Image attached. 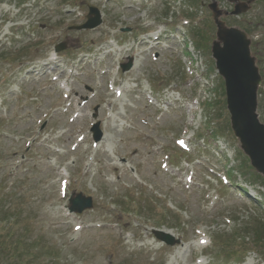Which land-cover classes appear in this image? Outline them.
I'll list each match as a JSON object with an SVG mask.
<instances>
[{
	"label": "rangeland",
	"instance_id": "rangeland-1",
	"mask_svg": "<svg viewBox=\"0 0 264 264\" xmlns=\"http://www.w3.org/2000/svg\"><path fill=\"white\" fill-rule=\"evenodd\" d=\"M17 1L0 0V188L8 180V196H0V264L220 263L221 238L230 241L235 227L264 210V185L244 180L251 168L230 131L211 57L210 0H65L57 9L45 0L18 8ZM217 2L230 12L225 0ZM90 7L101 26L69 31L86 22ZM259 7L222 21L252 42L264 124ZM202 29L210 40L200 49L191 31ZM64 41L67 49L55 54ZM23 44L30 46L24 57H5ZM129 59L134 68L122 73ZM95 109L103 132L97 144ZM23 178L20 196L9 194ZM72 193L90 197L92 209L69 213ZM157 230L180 243L166 247ZM213 234H220L216 247ZM246 248L230 246L229 264H264L253 252L244 256Z\"/></svg>",
	"mask_w": 264,
	"mask_h": 264
},
{
	"label": "water",
	"instance_id": "water-1",
	"mask_svg": "<svg viewBox=\"0 0 264 264\" xmlns=\"http://www.w3.org/2000/svg\"><path fill=\"white\" fill-rule=\"evenodd\" d=\"M234 2L236 0H229ZM248 4L250 3L249 0ZM216 25V40L212 43L211 53L216 69L225 83L227 109L230 113L231 130L240 143V148L250 160L251 167L264 178V125L260 123L257 109V89L261 82L255 59L250 56L249 45L245 33L227 28L220 21L221 11L212 0L208 6ZM248 8L235 7L231 15H240ZM94 17H91V16ZM101 24L99 13L91 9L88 22L79 29H92ZM61 47L57 48L59 51ZM131 62L123 66V71L129 70ZM95 138L100 139L99 126L93 129ZM91 207V200L80 195L77 200L70 201V212H82ZM156 237L169 246L178 244L171 236L156 232Z\"/></svg>",
	"mask_w": 264,
	"mask_h": 264
},
{
	"label": "trees",
	"instance_id": "trees-1",
	"mask_svg": "<svg viewBox=\"0 0 264 264\" xmlns=\"http://www.w3.org/2000/svg\"><path fill=\"white\" fill-rule=\"evenodd\" d=\"M201 39L202 41H205L207 38L205 35H203ZM199 46H200V42H199ZM243 176L244 178L248 179V180L246 179L247 181L250 180L253 182L256 181L254 178L257 177L260 183L264 185V180L260 176L255 175V173L251 169L246 174L243 173ZM242 226L243 228L241 230L238 226L237 228L235 227V229L231 233L230 241L221 238L223 242L225 243V245L220 246L219 249L217 247V251L219 250L220 254H226L227 251H229L230 246L235 244V242L237 241V236H238V238L241 239V241L244 243L245 246L251 247L250 249L246 248L245 252L253 251V252L258 253V255L264 257V219L262 217L257 216L256 218L249 219V221L244 223ZM238 234L239 235L241 234V236H239ZM219 237L220 235L213 237V240H212L213 246L216 247L220 244L221 241H219L220 240ZM245 240H247V243L245 242Z\"/></svg>",
	"mask_w": 264,
	"mask_h": 264
},
{
	"label": "flooded vegetation",
	"instance_id": "flooded-vegetation-1",
	"mask_svg": "<svg viewBox=\"0 0 264 264\" xmlns=\"http://www.w3.org/2000/svg\"><path fill=\"white\" fill-rule=\"evenodd\" d=\"M218 0H215V2L217 3V5H218V2H217ZM226 1V3L229 5V7L231 8V10H230V12L235 8V7H237V8H239V9H244V8H249V10H251L252 9V6L253 5H257V3L258 4H260V6L261 7H259V9H260V11L262 10V6L264 5L262 2H264L263 0H254L253 2H252V4L251 5H248L246 2H243L242 0H236V1H234L233 3H231V2H229V0H225ZM257 2V3H256ZM247 4V5H246ZM227 13H228V11H227ZM261 13H262V11H261ZM258 25H261V23H258Z\"/></svg>",
	"mask_w": 264,
	"mask_h": 264
},
{
	"label": "bare ground",
	"instance_id": "bare-ground-1",
	"mask_svg": "<svg viewBox=\"0 0 264 264\" xmlns=\"http://www.w3.org/2000/svg\"><path fill=\"white\" fill-rule=\"evenodd\" d=\"M125 89H127V87H125L123 90H125ZM173 257H171V259H172Z\"/></svg>",
	"mask_w": 264,
	"mask_h": 264
}]
</instances>
